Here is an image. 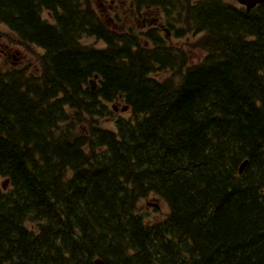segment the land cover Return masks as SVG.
Returning a JSON list of instances; mask_svg holds the SVG:
<instances>
[{
	"label": "trees",
	"instance_id": "1",
	"mask_svg": "<svg viewBox=\"0 0 264 264\" xmlns=\"http://www.w3.org/2000/svg\"><path fill=\"white\" fill-rule=\"evenodd\" d=\"M115 1L0 0V264H264V3Z\"/></svg>",
	"mask_w": 264,
	"mask_h": 264
},
{
	"label": "rangeland",
	"instance_id": "2",
	"mask_svg": "<svg viewBox=\"0 0 264 264\" xmlns=\"http://www.w3.org/2000/svg\"><path fill=\"white\" fill-rule=\"evenodd\" d=\"M47 14L44 13V17H46ZM107 18V17H105ZM133 22V25L136 27H141L143 28L144 26H147V22L145 21H142L141 18H134L132 20ZM112 23V22H111ZM124 23L123 19L121 18V20L119 21V23L117 25H120ZM0 34L4 35V36H0V63H1V59H2V53L3 52H6V47L7 48H10V51L13 50L14 47L16 46H21V47H24L23 45H11L5 38V35L6 36H10V37H14L12 35V33L10 32V29L5 26L4 24L0 23ZM84 43H87L89 45H94V46H97V47H102L104 46L102 42L100 41H96V39L94 38H85L83 40ZM173 43H174V40H173ZM178 43H180V41H178ZM30 50L26 49L25 47L22 49L21 53L18 54V59H31L30 58ZM117 115H121V116H127L128 115V112H119L117 113ZM105 126H108V124H104ZM112 127H114L112 125ZM155 204H157L158 206H155ZM141 207H142V210L145 211L148 215V217L151 218L150 221H156L158 219H161L164 217V215L166 214L167 212V205L165 203H163L162 201L160 200H155L153 198H148V199H145L141 202Z\"/></svg>",
	"mask_w": 264,
	"mask_h": 264
},
{
	"label": "water",
	"instance_id": "3",
	"mask_svg": "<svg viewBox=\"0 0 264 264\" xmlns=\"http://www.w3.org/2000/svg\"><path fill=\"white\" fill-rule=\"evenodd\" d=\"M240 4L246 6V9L249 10L250 8L254 7L256 4H261L264 0H237ZM97 78V75H94V79ZM91 85V90H95V85L93 79L89 80ZM245 166V161L240 165L239 172H242ZM92 264H106L102 259L95 258L92 261Z\"/></svg>",
	"mask_w": 264,
	"mask_h": 264
},
{
	"label": "flooded vegetation",
	"instance_id": "4",
	"mask_svg": "<svg viewBox=\"0 0 264 264\" xmlns=\"http://www.w3.org/2000/svg\"><path fill=\"white\" fill-rule=\"evenodd\" d=\"M149 13H151V12L149 11V12H147L146 14H149Z\"/></svg>",
	"mask_w": 264,
	"mask_h": 264
}]
</instances>
